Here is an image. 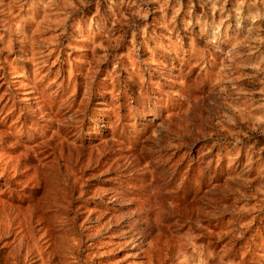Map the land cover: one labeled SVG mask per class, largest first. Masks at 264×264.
<instances>
[{"label":"rangeland","instance_id":"374dc122","mask_svg":"<svg viewBox=\"0 0 264 264\" xmlns=\"http://www.w3.org/2000/svg\"><path fill=\"white\" fill-rule=\"evenodd\" d=\"M0 264H264V0H0Z\"/></svg>","mask_w":264,"mask_h":264}]
</instances>
